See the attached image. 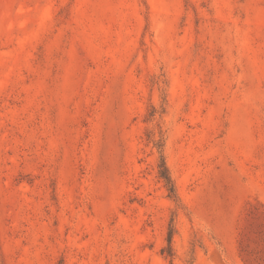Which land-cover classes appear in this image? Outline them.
Masks as SVG:
<instances>
[{"label": "rangeland", "instance_id": "374dc122", "mask_svg": "<svg viewBox=\"0 0 264 264\" xmlns=\"http://www.w3.org/2000/svg\"><path fill=\"white\" fill-rule=\"evenodd\" d=\"M0 264H264V0H0Z\"/></svg>", "mask_w": 264, "mask_h": 264}, {"label": "trees", "instance_id": "16d2710c", "mask_svg": "<svg viewBox=\"0 0 264 264\" xmlns=\"http://www.w3.org/2000/svg\"><path fill=\"white\" fill-rule=\"evenodd\" d=\"M159 147V146H157ZM158 177L161 179L164 183V187L166 188L168 192V196L170 198H175V189L173 182L168 174V170L164 164V161L160 160V164L158 166ZM171 237H172V228L169 229L168 236H167V249H166V255L167 257H172L171 250H170V243H171Z\"/></svg>", "mask_w": 264, "mask_h": 264}]
</instances>
